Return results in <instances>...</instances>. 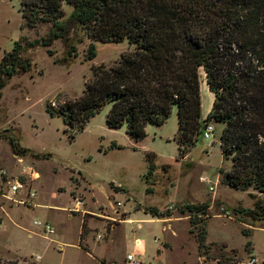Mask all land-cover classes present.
<instances>
[{"label":"rangeland","instance_id":"374dc122","mask_svg":"<svg viewBox=\"0 0 264 264\" xmlns=\"http://www.w3.org/2000/svg\"><path fill=\"white\" fill-rule=\"evenodd\" d=\"M62 7L66 19L72 6L64 1ZM51 26L47 21L29 26L19 0H0V58L16 41L27 44L47 35ZM92 42L96 55L87 59ZM133 48L127 39H94L75 24L49 46L22 50L30 64L0 89V262L130 264L127 254L132 253L139 264H219L224 259L264 264V220L244 213L255 199L264 200V193L225 183L231 159L219 142L222 122L206 120L214 125L213 137L204 138L201 130L194 145L179 152L175 106L163 123H147L140 138L124 125L108 126L109 103L81 130L70 127L62 113L47 110L81 95L92 66H109ZM199 73L205 119L214 94L204 71ZM9 138L28 151L15 153ZM149 152L155 154L154 171L147 179ZM15 179L24 186L11 193ZM199 202L209 203L206 214L188 207ZM153 208L162 215L153 216ZM35 220L49 223L53 232H44ZM136 238L143 245L135 247Z\"/></svg>","mask_w":264,"mask_h":264},{"label":"trees","instance_id":"16d2710c","mask_svg":"<svg viewBox=\"0 0 264 264\" xmlns=\"http://www.w3.org/2000/svg\"><path fill=\"white\" fill-rule=\"evenodd\" d=\"M64 1L72 6L66 19L62 18ZM19 2L29 26L41 21L51 22L52 26L47 35L27 44L16 41L2 54L0 89L6 78L27 69L30 63L21 57L26 46H49L56 38H65L75 24L82 25L90 37L99 41L127 39L133 49L122 52L109 66H92L81 95L65 101L58 110H47L62 113L70 127L81 130L109 103L108 126L124 125L128 134L140 138L146 134L147 123H163L175 106L179 152L194 145L206 120L222 122L219 142L223 155L231 159L225 183L242 190L254 187L264 193V0ZM95 48L96 44L90 43L87 59L96 55ZM47 52L53 53L50 49ZM200 69L214 94L205 119L201 118ZM9 143L17 154L28 151L18 147L13 138ZM154 155L148 153L147 179L154 171ZM188 207L206 214L209 203ZM157 210H151L153 216L162 215ZM244 213L264 220V200L255 199L254 206ZM85 224L83 219L81 231ZM81 233L80 240L84 237ZM200 238L204 239L202 232ZM219 262L235 264L233 259ZM0 264L25 263L15 259Z\"/></svg>","mask_w":264,"mask_h":264},{"label":"built area","instance_id":"2783aa9c","mask_svg":"<svg viewBox=\"0 0 264 264\" xmlns=\"http://www.w3.org/2000/svg\"><path fill=\"white\" fill-rule=\"evenodd\" d=\"M53 106H55V102H51ZM213 133H214V125L210 122H204L203 123V127H202V134L204 136V138H211L213 137ZM35 177V176H34ZM24 186L23 182L15 179L14 180V183H12L10 185V188H9V191L11 193H15L17 191H19L20 189H22ZM31 195H34V191L31 192ZM37 224H41L42 225V228H43V231L46 232V233H51L53 232V228L50 226L49 223L47 222H42L40 220H36L35 221ZM143 245L142 241L140 238H136L135 239V247H139ZM127 259L129 260L130 264H139L140 261H138L136 258H135V255L132 254V253H128L127 254ZM255 260L253 259L252 261H250L251 263H253Z\"/></svg>","mask_w":264,"mask_h":264},{"label":"crops","instance_id":"0c3cea01","mask_svg":"<svg viewBox=\"0 0 264 264\" xmlns=\"http://www.w3.org/2000/svg\"><path fill=\"white\" fill-rule=\"evenodd\" d=\"M30 173H31L32 177H33V175L36 176V177L38 176V172H37L36 170H34L33 168L31 169ZM78 202H79V204H80V201H78ZM69 216H71V215H69ZM130 219H131V218L128 217L126 220H130ZM35 221H36V220H35ZM35 221H34V222H35ZM40 221H41V220H40ZM82 222H83V221H82ZM35 223H36V222H35ZM139 247H140V246H139Z\"/></svg>","mask_w":264,"mask_h":264}]
</instances>
